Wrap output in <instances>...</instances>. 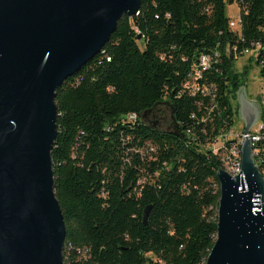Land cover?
Segmentation results:
<instances>
[{"label":"trees","instance_id":"1","mask_svg":"<svg viewBox=\"0 0 264 264\" xmlns=\"http://www.w3.org/2000/svg\"><path fill=\"white\" fill-rule=\"evenodd\" d=\"M254 44L262 52L264 0H140L138 14L121 16L100 53L56 89L50 157L63 264L205 263L220 165L207 146L232 127L246 72L234 64ZM214 50L210 69L189 78L198 56ZM161 104L173 111L171 130L148 120ZM132 114L139 120L122 122Z\"/></svg>","mask_w":264,"mask_h":264},{"label":"water","instance_id":"2","mask_svg":"<svg viewBox=\"0 0 264 264\" xmlns=\"http://www.w3.org/2000/svg\"><path fill=\"white\" fill-rule=\"evenodd\" d=\"M139 5L0 0V264H63L65 227L50 157L55 91L100 53L120 17L133 18ZM236 94L246 134L259 109L246 100L243 86ZM216 179V239L204 264H264V178L248 137L238 175L219 170ZM150 208L143 210L144 226Z\"/></svg>","mask_w":264,"mask_h":264},{"label":"built area","instance_id":"3","mask_svg":"<svg viewBox=\"0 0 264 264\" xmlns=\"http://www.w3.org/2000/svg\"><path fill=\"white\" fill-rule=\"evenodd\" d=\"M239 18L229 21V28L235 29L239 26ZM260 45L254 44L251 49H244L241 53L242 56L252 54L255 61L259 58V67H264V48L260 51ZM235 51V49H233ZM261 52V53H260ZM219 51L214 50L210 54H200L195 64L194 71L189 78L196 81L201 79L202 73L210 69L211 64L215 63L219 57ZM263 80V78H262ZM198 88L195 86L194 90ZM261 95H264V80L262 87L257 93V102L255 103L259 109V116L249 131L244 134L243 132L231 136L230 134H224L216 139V142L207 149L213 154L219 156L220 165L216 171L223 170L227 172L231 177L237 176L241 166V146L245 140V137L249 138L251 147V156L255 166L258 167L261 175L264 178V120H262L261 114ZM139 118L136 114H132L131 117H124L123 123H135ZM255 128L254 131L251 129ZM264 204V202H263Z\"/></svg>","mask_w":264,"mask_h":264},{"label":"rangeland","instance_id":"4","mask_svg":"<svg viewBox=\"0 0 264 264\" xmlns=\"http://www.w3.org/2000/svg\"><path fill=\"white\" fill-rule=\"evenodd\" d=\"M226 16L229 19L237 20L239 16V9L236 4H232L226 7ZM244 68V69H243ZM246 71L243 75V88H245V93L247 96V100L249 102H257V93L259 92L260 88L262 87L263 80L260 75V69L255 63L254 55H244L239 58L234 64V71L240 75H242L243 71ZM241 87V86H240ZM239 91V89H238ZM232 105L234 108L237 109V114L233 118V124L231 129L227 132L228 135L231 136L235 134H239L243 132L245 128L244 121L239 117V108L240 104L237 101V94L236 98L232 101ZM170 109L165 105L161 104L156 107V109L149 115V121H156L159 123V128L163 130H168L171 127V119H170ZM171 130V129H169ZM252 131L255 128L251 129ZM226 133V134H227Z\"/></svg>","mask_w":264,"mask_h":264},{"label":"bare ground","instance_id":"5","mask_svg":"<svg viewBox=\"0 0 264 264\" xmlns=\"http://www.w3.org/2000/svg\"><path fill=\"white\" fill-rule=\"evenodd\" d=\"M261 114H262V120H264V95H261ZM218 186H219V184H218ZM216 217H217V211H216Z\"/></svg>","mask_w":264,"mask_h":264},{"label":"crops","instance_id":"6","mask_svg":"<svg viewBox=\"0 0 264 264\" xmlns=\"http://www.w3.org/2000/svg\"><path fill=\"white\" fill-rule=\"evenodd\" d=\"M246 94V93H245ZM246 100H247V96H246ZM248 101V100H247ZM249 102V101H248ZM249 103H255V102H249ZM243 120V119H242Z\"/></svg>","mask_w":264,"mask_h":264},{"label":"flooded vegetation","instance_id":"7","mask_svg":"<svg viewBox=\"0 0 264 264\" xmlns=\"http://www.w3.org/2000/svg\"><path fill=\"white\" fill-rule=\"evenodd\" d=\"M249 112H250L249 110H246V115H248Z\"/></svg>","mask_w":264,"mask_h":264}]
</instances>
